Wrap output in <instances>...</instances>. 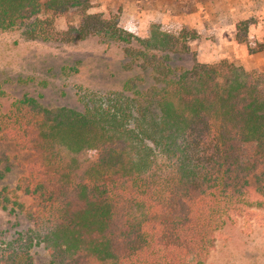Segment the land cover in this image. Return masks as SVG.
<instances>
[{"label": "trees", "instance_id": "obj_1", "mask_svg": "<svg viewBox=\"0 0 264 264\" xmlns=\"http://www.w3.org/2000/svg\"><path fill=\"white\" fill-rule=\"evenodd\" d=\"M89 7L0 0V30L25 24L30 36L50 40L54 18L76 8L80 24L59 33L65 39L142 42ZM237 38L248 53L264 52V37L254 49ZM141 44L188 52L185 37L161 31ZM130 50L152 78L143 90L128 88L137 77L119 92L88 96L80 112L27 97L0 114L2 139L35 155L22 184L0 188L1 209L34 224L25 247L17 240L0 249V264H33V239L50 264H204L222 218L264 190V69L246 72L226 59L184 69ZM12 167L0 155V186Z\"/></svg>", "mask_w": 264, "mask_h": 264}, {"label": "rangeland", "instance_id": "obj_2", "mask_svg": "<svg viewBox=\"0 0 264 264\" xmlns=\"http://www.w3.org/2000/svg\"><path fill=\"white\" fill-rule=\"evenodd\" d=\"M87 13L103 19L115 18L120 29L147 41L151 32L161 31L174 37H185L186 53H167L151 44L144 48L137 40L131 44L113 40L103 34L71 41L59 33L75 29L80 14L70 8L64 16H56L50 40L34 38L25 24L0 30V114L21 98H32L48 109L69 108L83 111L87 97L112 94L137 77H142L131 90H143L152 84L141 60L131 55L130 48L166 57L171 67L190 69L196 63H215L226 59L246 72L264 69V52L248 53L264 37V0H87ZM0 134V155L12 164L1 181V187L16 188L29 175L33 152L15 147ZM19 199L25 205L31 199ZM248 202L222 218L214 232V245L204 264H264V190L251 191ZM34 224L23 212L0 207V249L28 243L27 232ZM31 236V235H30ZM31 245V246H30ZM28 252L33 264H50L44 245L33 239ZM10 248V247H9Z\"/></svg>", "mask_w": 264, "mask_h": 264}, {"label": "crops", "instance_id": "obj_3", "mask_svg": "<svg viewBox=\"0 0 264 264\" xmlns=\"http://www.w3.org/2000/svg\"><path fill=\"white\" fill-rule=\"evenodd\" d=\"M261 53H263V52H260V53H256L255 55H258V54H261Z\"/></svg>", "mask_w": 264, "mask_h": 264}]
</instances>
